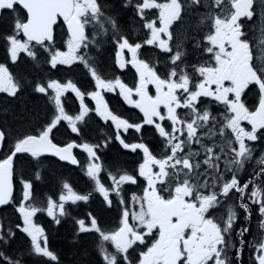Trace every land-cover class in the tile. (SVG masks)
Wrapping results in <instances>:
<instances>
[{"label":"snow or ice","instance_id":"obj_1","mask_svg":"<svg viewBox=\"0 0 264 264\" xmlns=\"http://www.w3.org/2000/svg\"><path fill=\"white\" fill-rule=\"evenodd\" d=\"M0 50V264H264V0H0Z\"/></svg>","mask_w":264,"mask_h":264},{"label":"flooded vegetation","instance_id":"obj_2","mask_svg":"<svg viewBox=\"0 0 264 264\" xmlns=\"http://www.w3.org/2000/svg\"><path fill=\"white\" fill-rule=\"evenodd\" d=\"M4 60V53L2 50H0V62H3ZM117 74H120L119 70H116ZM122 78L127 81L128 83H132V74L130 71H125L123 74H122ZM81 79H83L81 77ZM74 99V98H73ZM106 99L109 101L110 105L116 109L117 111L121 112V114H126L127 112L131 111L130 109H128V106L127 105H124L123 104V101L119 98L118 95L116 94H113V93H108L106 94ZM89 103H91L89 101ZM71 104H69V109H71ZM78 106V105H77ZM103 122H99V123H94L91 125V127L93 128V132L90 133L89 135V138H91L92 136H98V133H99V130H100V125H102ZM63 131V130H62ZM57 138L58 139H64L63 136L57 134ZM75 154L80 157L81 159H83V154L80 152L79 149H75ZM52 159V158H51ZM53 161V164H52V168H55L57 170H60L62 171V173L66 170H69L70 172L72 171H75V172H78L80 174V180L75 182L73 181L72 183L78 188V189H83L85 187V178L82 176L81 172H80V169L76 166H70V165H65L62 169L60 167V165L62 163L56 161L55 159H52ZM51 185H49L50 187ZM93 208H95V204L92 205ZM39 222L43 223L47 226V228L49 229V233H50V242H51V246L54 248V245H53V239H51L52 235L57 232L56 229H54V226H51L48 222V219L47 217H40V220ZM64 228L63 227H60V230H63ZM60 232V231H59ZM56 249V248H55ZM248 259V255L247 253H245V261H247Z\"/></svg>","mask_w":264,"mask_h":264},{"label":"trees","instance_id":"obj_3","mask_svg":"<svg viewBox=\"0 0 264 264\" xmlns=\"http://www.w3.org/2000/svg\"><path fill=\"white\" fill-rule=\"evenodd\" d=\"M53 170H55L56 172H61L60 170H57L55 168H53ZM62 174L65 177H68L71 180V182L73 181L77 182L80 180V174L78 172L75 171L70 172L69 170H66L65 173L63 172ZM56 230L57 232H55L51 237V239H53L54 248L61 251L62 258H67V256L72 252L73 246H71L68 243V237L66 236L65 229L60 230L59 227Z\"/></svg>","mask_w":264,"mask_h":264}]
</instances>
